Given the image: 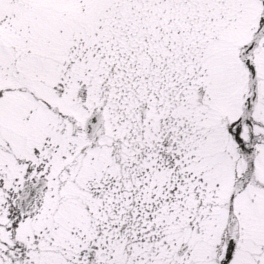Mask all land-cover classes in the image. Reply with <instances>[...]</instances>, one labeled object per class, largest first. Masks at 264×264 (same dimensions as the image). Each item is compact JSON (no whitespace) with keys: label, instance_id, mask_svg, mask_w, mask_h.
Instances as JSON below:
<instances>
[{"label":"snow or ice","instance_id":"snow-or-ice-1","mask_svg":"<svg viewBox=\"0 0 264 264\" xmlns=\"http://www.w3.org/2000/svg\"><path fill=\"white\" fill-rule=\"evenodd\" d=\"M0 264H264V0H0Z\"/></svg>","mask_w":264,"mask_h":264}]
</instances>
